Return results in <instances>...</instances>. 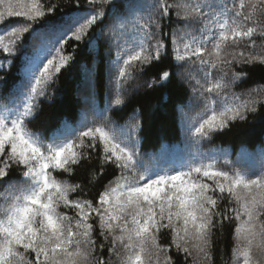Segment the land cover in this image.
<instances>
[{
    "label": "snow or ice",
    "instance_id": "snow-or-ice-1",
    "mask_svg": "<svg viewBox=\"0 0 264 264\" xmlns=\"http://www.w3.org/2000/svg\"><path fill=\"white\" fill-rule=\"evenodd\" d=\"M59 6L0 0V26L12 17L26 21L0 31V50L15 56L26 33L33 49L23 80L0 96V264H217L226 225L233 246L230 260L220 250V264H264V150L259 169L238 167L223 149L203 150L264 108V85L234 90L248 81V69L264 68V0H150L137 3L134 19L116 12L107 25L105 6L116 8V0H87L88 7L76 0L63 18L44 21ZM101 37L117 50L116 105L143 86H130L136 73L169 57L168 68L144 83L189 85L187 106L200 110L190 117L179 161L141 151L136 113L125 126L105 109L92 120L85 114L77 127L61 121L47 136L29 129L41 98H50L74 60L68 42L91 49ZM12 63L0 60V71ZM94 159L99 170L90 171L87 186L73 182L76 169ZM108 167L113 177L89 198Z\"/></svg>",
    "mask_w": 264,
    "mask_h": 264
},
{
    "label": "trees",
    "instance_id": "trees-1",
    "mask_svg": "<svg viewBox=\"0 0 264 264\" xmlns=\"http://www.w3.org/2000/svg\"><path fill=\"white\" fill-rule=\"evenodd\" d=\"M150 0H116L117 7L105 6L107 12V25L114 13L127 15L134 19L139 14L136 5ZM48 6L51 4L60 5L54 16H46L44 21L61 19L64 14L76 7V0H43ZM81 7H88L87 0H80ZM44 21H41L43 23ZM17 23H26L23 17L8 18L0 26V31ZM39 27V25H37ZM168 31L167 27L164 29ZM91 35V33H90ZM129 41H134L136 35L132 32L127 34ZM24 44L20 52L13 57H5L0 50V60L12 59L10 70L0 71V96H8L13 85L23 80L25 60L32 54L29 34L24 35ZM167 39V37L165 38ZM85 42L70 40L65 48L67 54H72L74 60L59 74L57 82L49 89L50 98H41L39 109L34 113L35 118L29 125L34 132H41L45 136L61 128V121H66L70 126L77 127L79 121L87 114L92 120L95 116L105 112L112 121L119 126H125L132 121L133 113H136L141 121L140 148L148 157H159L161 161L175 163L187 155L188 140L190 138L189 128L191 127L190 117L195 116L200 110L199 106L193 104L188 107V97L192 94L188 84H179L174 81L172 84L160 86L154 85L148 88L145 80L158 78L162 71L168 68L169 60L154 65L144 74L136 73L140 79L131 82L130 86L143 85L134 92L123 94V104L116 105L115 100V66L111 63L117 56V50L110 46L106 37H101L91 49L85 48ZM75 49V52L73 51ZM174 72L175 69H172ZM249 79L246 83L240 84L234 90L241 92L254 87L257 84L264 85V68L256 65L248 69ZM194 75H199L193 69ZM110 81H113L110 83ZM195 85V79L192 80ZM183 102V105L181 104ZM187 114V115H185ZM99 122V121H98ZM223 149L227 158H243L247 166L241 168H254L253 159L261 158L264 150V108L260 113L250 114L247 121L236 122L231 129L214 136L211 144L205 143L203 150ZM217 155L223 154L217 152ZM223 166V165H221ZM99 170L98 160H93L91 165L76 169L73 182H81L87 186L88 175L92 169ZM13 175H18L14 172ZM114 175V170L108 167L104 177L96 188L91 189L89 198H95L99 191L103 190L104 184ZM77 194H72L75 198ZM233 246L231 227L225 226L224 237L217 243L216 260L220 264V250H224L227 257L231 258ZM178 264H181L178 261Z\"/></svg>",
    "mask_w": 264,
    "mask_h": 264
},
{
    "label": "rangeland",
    "instance_id": "rangeland-1",
    "mask_svg": "<svg viewBox=\"0 0 264 264\" xmlns=\"http://www.w3.org/2000/svg\"><path fill=\"white\" fill-rule=\"evenodd\" d=\"M230 161H232V162H235L236 164H237V166H239V161H241V165H243V166H247V163H246V161L243 159V158H241V159H236V158H230L229 159ZM220 163H221V165H223V159H221V161H220ZM253 164H254V168L255 169H259L260 168V166H261V158H259V157H257V158H254L253 159Z\"/></svg>",
    "mask_w": 264,
    "mask_h": 264
}]
</instances>
